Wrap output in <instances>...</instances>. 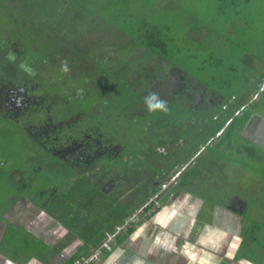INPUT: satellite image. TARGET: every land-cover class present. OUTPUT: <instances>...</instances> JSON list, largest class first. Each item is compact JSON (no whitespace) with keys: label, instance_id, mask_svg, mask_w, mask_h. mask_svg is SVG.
<instances>
[{"label":"rangeland","instance_id":"rangeland-1","mask_svg":"<svg viewBox=\"0 0 264 264\" xmlns=\"http://www.w3.org/2000/svg\"><path fill=\"white\" fill-rule=\"evenodd\" d=\"M20 1L26 3L28 0ZM29 3L30 8H34L35 4L39 5L37 9L42 6L41 12L36 9L31 16L42 28L39 27L38 32L14 26L15 18L0 5V48L4 40H12L18 41L16 48L20 46L25 53H31V49L42 67L40 80L58 84L52 86L50 91L54 89L59 93L67 91L71 94L65 103L61 102L53 111L55 118L66 119L81 114L84 118L80 126L94 125L97 126L96 130L101 129L109 137L120 139L124 151L118 162L124 170L129 165L130 169L136 171L135 167H139L140 163L141 169L155 171L153 166L157 162L152 161L150 156L147 158L146 154L160 144L156 135L150 140L145 139L146 124L151 121L157 127L160 118L166 124H172L168 112L173 109H168L163 115L161 112H151L147 116L140 114L133 118L126 116L120 106L101 102L102 105L95 107L99 101L96 94L98 89L91 91L90 82L95 78L89 75V71L101 74V66H95L96 62L92 59L104 47L97 46V49L93 45L107 41L106 46L121 44L117 49V58L113 57L111 65L118 67L116 72L122 78L129 72L126 68L129 63L125 60L127 56L136 54L139 47L146 48L170 64L171 69L204 87L207 94H217L230 103L245 102L247 114L258 112L264 118V88L260 90L262 83H258L264 73V0H29ZM25 13L27 15L29 11L25 10ZM56 14L63 16L62 24L53 19L52 16ZM66 19L69 24L65 23ZM148 31L153 35H148ZM154 34L165 47L158 46ZM70 45H75L72 46L74 51L70 49L69 56H65ZM20 57L16 59L20 60ZM64 60H67L70 72L61 71ZM141 80H145V76ZM127 82L134 85L137 82L136 74L128 77ZM76 90H79L78 93ZM254 94H258V97L252 100ZM144 106L145 103L140 102L139 107L144 109ZM175 110L180 111L178 107ZM257 126L260 128H257L253 139L259 141V137L263 136L260 129L264 125ZM191 133L198 132L193 130ZM202 135L192 136L184 130L178 133L177 137L182 138L184 143L179 142L181 145L175 150L182 155V159L194 149L196 141L202 140ZM221 139L214 138L208 144H201L202 152L190 162L191 157H187L181 165L185 169L176 179L173 178L174 182L181 186L198 179L197 194L205 197L209 205L223 204L228 195L245 202L246 208L242 212L245 238L241 250L256 264H264V146L251 145L253 156L239 150V141L234 143L231 140L233 147L221 148L218 145ZM159 150L166 153L162 147ZM183 151L185 154H181ZM2 163L8 165L4 167ZM163 164H172V157L166 161L160 159L158 165ZM106 165L107 168L117 166L115 160L106 161ZM0 175V214L6 212L20 195L9 183L13 187H20L18 177H23L24 183L31 179L34 185L23 190V194L35 197L38 203L54 195L64 196L63 201L65 199L68 206L75 201L82 207L91 206L85 216L86 229L75 233L84 239L86 234L94 239L106 231H114L125 211L120 202L117 203L113 197L100 195L84 178L74 175L66 163L41 149L18 126L4 120H0ZM186 188L189 189L188 186ZM159 192L157 189L154 195ZM52 205L57 203L53 202ZM70 207L72 212L78 214L73 204ZM77 218H74L75 222Z\"/></svg>","mask_w":264,"mask_h":264},{"label":"flooded vegetation","instance_id":"flooded-vegetation-1","mask_svg":"<svg viewBox=\"0 0 264 264\" xmlns=\"http://www.w3.org/2000/svg\"><path fill=\"white\" fill-rule=\"evenodd\" d=\"M107 42L105 44L103 42L104 45H93V47L97 49L98 47L101 48V46L104 47L97 59H102V63L104 62L102 66L105 67L108 73L113 75L118 70V67L111 65V61H113V57L117 58V49L121 44H107L106 46ZM72 46L75 47V45ZM72 46L70 45L66 49L65 56H69L70 49L74 51ZM16 47V44H10L5 46L4 52L0 49L1 61L4 62L3 66H0V120L18 126L36 145L66 163L73 170L74 175L78 174L80 178H84L100 195L113 197L117 203L120 202L121 206L125 209L123 213L145 205L161 184L168 183L169 187L171 185L173 187L176 186L177 181L174 182L173 178L185 169L181 165L187 160V154L183 156L185 160L181 158L182 155L180 154H176V156L172 155L173 151L177 152L175 148L184 143L182 138L177 137L178 133L184 130L192 136L200 135V133L193 134L191 131L195 130V128L198 129L200 124L205 125L206 120L217 119V115L211 114L215 106L217 107L220 102L217 94H207L204 87L198 85L183 73L171 69L170 64L160 59L159 56H147L150 51L146 48L139 47L136 54L131 53L125 59L132 65V70L126 74L127 76L124 82H127L128 77L136 74L137 82L134 85L131 86L127 82L128 86L133 88L134 92L137 89H142V92L137 93L143 98L150 92H156L161 99L167 101L169 108L175 109L178 107L180 111L177 112L175 110L174 113H171V111L168 112L173 123L168 125L165 121V129L161 131L167 136L166 141L170 142L168 145L170 152L166 147L159 145L157 148L151 150L148 155L146 154L147 158L150 156L149 158L152 161L155 160L157 162V165L153 166L155 171L148 168L147 170L141 169L140 163L139 167H135L136 171L133 168L130 169L129 165L124 170L118 162V159L124 151V146L120 142V139L116 140L115 137H109L101 129L96 130L95 127L97 126L93 127L94 125L92 124V126L89 125L87 127L80 126L83 124L80 122L84 118L81 114H77L74 117L68 116L66 119L55 118L53 111L55 112L56 107L61 102L65 103L71 94H68L69 92L67 91L59 93L54 89L50 91L52 86L56 87L58 84L55 82L48 83V80L43 82L44 84H40L33 79V76L28 71L22 69L20 65L13 66V61H9L8 59V54L14 53L16 57H20V46L18 48ZM152 60L154 62L149 64ZM90 62L92 63V60ZM161 68L162 70H160ZM69 74L73 75L71 73ZM143 76H145V80H141ZM110 79V76H103L101 78L103 82L105 80L109 81ZM145 82L147 83L146 85H144ZM138 84L140 85L138 86ZM122 94L109 93L108 99L118 97ZM257 97L258 95H255L252 100ZM115 101L118 102L119 100ZM250 102L251 100L248 103ZM98 104L95 107L102 105ZM106 104L108 105V103ZM109 104L114 107L120 106L118 103L109 102ZM246 105L244 104L243 109L235 114L237 115L236 117L244 116L247 113ZM90 110H93V108ZM123 110L124 108H122ZM258 119L252 116L251 120L250 116L248 122L250 120L251 122L246 125L245 132L250 134V130L248 129L251 128L256 129L255 132L254 130L252 132L256 133L258 131ZM230 122L231 120L225 126ZM151 127L150 139L156 137L158 134L156 126L153 124ZM176 128L179 129H177L178 132L175 131ZM222 133L223 130L220 131L218 136ZM249 134L245 138L255 144L256 141ZM174 138H177V140ZM260 140L256 144L264 146V136L260 137ZM158 141L160 142V140ZM179 142L181 144H178ZM161 147L166 150V153L160 152L159 149ZM157 154L158 156H156ZM181 154H185V152L183 151ZM146 157L145 160H147ZM166 157L168 158L166 160L172 157V164L159 166L158 162L160 159L166 161ZM191 158L193 159L194 156ZM112 160H115L117 166L107 168L106 161L112 162ZM174 163L176 166L173 167ZM2 165L5 167L8 164L2 163ZM148 170L150 171L149 174ZM14 173L16 174L18 172ZM166 178L173 180L172 182L171 180L165 181ZM19 180H21V183ZM24 180L23 177L20 179L18 177L20 187H13L10 181L9 186L17 189L18 193L22 194L24 192L23 190L34 185L31 179L28 183H24ZM33 190L32 192L34 193L35 191ZM42 192L44 193V191ZM63 197L51 195L48 200L46 199L41 204L46 208L61 209L60 213L66 216V213L70 212V205L73 204L76 207L80 203L75 201L68 206L67 201L65 199V202L63 201ZM53 202H56L57 205L53 206ZM248 264H252L251 259Z\"/></svg>","mask_w":264,"mask_h":264},{"label":"crops","instance_id":"crops-1","mask_svg":"<svg viewBox=\"0 0 264 264\" xmlns=\"http://www.w3.org/2000/svg\"><path fill=\"white\" fill-rule=\"evenodd\" d=\"M262 77L264 73L259 81ZM258 115L253 112L251 120L255 116L264 125V118ZM251 120L240 132L247 142L250 141L245 136L249 133L244 129ZM195 130L203 134L204 124ZM248 130L251 137L257 134L252 133L254 129ZM260 130L264 136V128ZM218 137L216 133L215 138ZM256 142L254 145L258 146ZM202 150V145L197 147L190 157H197ZM197 181L171 185L166 190L158 188L162 205L151 213H140L143 205L122 213L116 225L136 213H140V220L128 233L117 236L112 249L104 251L96 264H248L250 257L241 250L246 203L228 195L223 204L209 205L205 197L197 194ZM19 194L12 206L0 214V264H69L98 248L104 239V235L94 239L87 234L85 239L75 235L86 229L88 208L76 205L73 209L78 214L70 210L64 216L59 208H46L35 197Z\"/></svg>","mask_w":264,"mask_h":264},{"label":"trees","instance_id":"trees-1","mask_svg":"<svg viewBox=\"0 0 264 264\" xmlns=\"http://www.w3.org/2000/svg\"><path fill=\"white\" fill-rule=\"evenodd\" d=\"M0 5L2 6L3 9L6 10V12H9L15 18L13 20L14 26L19 27L20 29H24L26 31H31L32 29L33 30L35 29L38 32L40 30L39 27L42 28V26L39 23H36L34 21L35 20L34 17H31L33 12H36L39 9H40L39 11L41 12V10H43L42 6H40V8L38 7L39 9H37L38 4H35L34 8H30L29 0L26 1V3H22V1H20V0H0ZM25 10H28L30 14L28 13L26 15ZM34 10H36V11H34ZM65 11L67 12V9H65ZM52 17L56 22H59L60 24H62L61 20L63 19V16L56 14ZM67 21L68 20L66 19L65 23L69 24ZM56 22H54V23H56ZM69 27H70V25H69ZM148 35H153V34L149 32ZM154 35H156V34H154ZM153 38L158 41L157 35H156V37L154 36ZM32 42H34V41H32ZM10 44H19V42L18 41L14 42L12 40H10V42H5V40H4L3 46L0 49H2V51L5 50V46L10 45ZM101 44H103V43H101ZM141 44H143V43H141ZM158 46L165 47V46L161 45L159 43V41H158ZM19 50H20L19 53L21 54L20 60L19 59L18 60L16 59V61L14 60L12 65L16 66V65H21L23 63L24 65H26L28 68L31 69V72H29V73L31 76H33V79H35L40 84H44L40 80V77H39V73H40V71H42V67H41V65H38L37 58L34 57V53L32 52V50L30 49V52H31V53H29L30 55L28 53H25L23 51V49H21V47H19ZM100 54L101 53H99V55H96L92 60H94V62H96L95 66H101V68H102L101 74H98L99 72H93L91 70L89 71V75L91 74L95 78L94 79L95 81L91 80L89 87L91 88V91L96 90V88L98 89V92H96V94H98V96H99V101H98L99 104H100V102H106V101H107L106 103H109V102L110 103L111 102L112 103H118L121 108H124L123 112L125 113V115L129 116V117H133V118H137L138 115H140V114H142L143 116L149 115V113H151V112L148 111L146 105L144 106V109H141L139 107L140 102H143V103H145V102H144V98L141 95H139L137 92H142L143 90L137 89L136 92H134L133 88H130L126 81L124 82V80H126L127 75H125L122 78L121 76H119V74L117 72L114 73L113 75L111 73H108L107 70L105 69V67L102 66V64L104 63V62L102 63V61H101L102 59L101 60L97 59L98 56H100ZM152 55L154 56L153 52H150L149 55H147V56H152ZM159 58H160V56H159ZM41 62L44 63V61H42V60H41ZM44 64H46V63H44ZM0 66H3V63ZM126 68L129 69L128 71H131L132 65L131 64L126 65ZM127 73L128 72H126V74ZM89 75L87 77H89ZM103 76H110L111 79L109 81L105 80L103 82V80H101V78H103ZM261 80H262V82H261ZM263 81H264V78L262 77L260 79L259 83L261 82L263 84ZM50 82L51 81L48 80V83H50ZM146 84L147 83L145 82L144 85H146ZM144 85H143V87H144ZM78 91L79 90H76L75 92L78 93ZM109 93H118V94L123 93V94L118 96V97H115V98L111 97L110 99H108ZM256 95H258V94H256ZM218 99L220 100L219 104L217 105V107L215 106V109L211 112V114L217 115V119L216 120H209V122L205 121V123H206L204 125V131L205 132H203L202 140H200L199 142H197V141L195 142V144H194L195 146L193 145L194 149L186 157H190V155H192V153L195 151V148L201 146V144H203V145L208 144L210 142V139L211 140L214 139L216 133H218L222 130H223V133L218 137V138H220V137L222 138L221 140H219V144H218L219 146H221V148H223V147L226 148V147L231 146L232 145L231 140H232L234 143L240 142L241 145L244 144L242 146L241 145L239 146V148H240L239 150H241L245 153L249 152L248 153L249 155L255 156V154L253 153V149H252L251 145H253L254 147H258V146L254 145L250 142L245 141V139H243L240 135L242 128L244 127L246 121L248 120V118L250 117V115L252 113H250V114L246 113L244 116H238V117H236L237 115H235L236 113H238L239 110L243 109V106L246 103H244V104H243V102L230 103L227 99H225L219 95H218ZM115 100H119V101L116 102ZM168 109H170V108L168 107ZM157 112H160V111H157ZM171 112L174 113L175 109H173ZM255 113H258V112H255ZM161 114L163 115L164 113L161 112ZM229 120H231V122L227 126H225ZM158 121H159V126L156 127V130L158 133L157 134L158 140H160L159 144L161 146L166 147V149H168V151L170 152V148L168 147L170 142L166 141L167 136L161 132L163 130V126L166 125L165 120L163 121V119L160 118V119H158ZM153 124L154 123L151 121L147 122V124H146L147 135L145 136V139H150V130H151V128H152L151 126ZM198 143H200V144H198ZM232 147H233V145H232ZM176 154H178V151L177 152L173 151L172 155L176 156ZM179 160H177V161H179ZM174 166H176L175 163L173 164V167ZM130 229H132V227ZM108 232L109 231L105 232L104 237H105L106 233H108Z\"/></svg>","mask_w":264,"mask_h":264},{"label":"built area","instance_id":"built-area-1","mask_svg":"<svg viewBox=\"0 0 264 264\" xmlns=\"http://www.w3.org/2000/svg\"><path fill=\"white\" fill-rule=\"evenodd\" d=\"M263 88H264V81L263 84L261 85V90ZM168 187H169L168 183H163L160 185L159 189L166 190ZM161 205L162 203L159 198V194L152 195L150 197V200L145 205L142 206L140 213H144V212L151 213L155 209L160 208ZM139 214L136 213L131 216H128L122 224L117 225L115 227L114 231L106 233L104 239L102 240L98 248L93 249L89 254L81 258L75 259L69 264H96L97 262H99L102 253L104 251H110L112 249V243L115 240V238L122 233H128L132 225L139 222L140 220Z\"/></svg>","mask_w":264,"mask_h":264},{"label":"clouds","instance_id":"clouds-1","mask_svg":"<svg viewBox=\"0 0 264 264\" xmlns=\"http://www.w3.org/2000/svg\"><path fill=\"white\" fill-rule=\"evenodd\" d=\"M9 61H14L16 59V56L14 53L8 54ZM22 69L25 71L31 72V69L28 68L23 63L20 65ZM61 71L68 72L70 71V68L68 66L67 60H64L61 62ZM145 105L149 112H167L168 106L167 101L160 98L159 94L156 92H150L147 96L144 98Z\"/></svg>","mask_w":264,"mask_h":264}]
</instances>
